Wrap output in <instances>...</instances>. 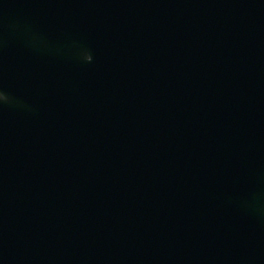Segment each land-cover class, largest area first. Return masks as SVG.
I'll list each match as a JSON object with an SVG mask.
<instances>
[{"label":"water","instance_id":"95a60500","mask_svg":"<svg viewBox=\"0 0 264 264\" xmlns=\"http://www.w3.org/2000/svg\"><path fill=\"white\" fill-rule=\"evenodd\" d=\"M0 264H264V0H0Z\"/></svg>","mask_w":264,"mask_h":264},{"label":"bare ground","instance_id":"6f19581e","mask_svg":"<svg viewBox=\"0 0 264 264\" xmlns=\"http://www.w3.org/2000/svg\"><path fill=\"white\" fill-rule=\"evenodd\" d=\"M40 32H41V34H39L38 31L36 32V34H38V35H40V36H45L44 31H40ZM45 38H46V37H45ZM206 203H208V201H206Z\"/></svg>","mask_w":264,"mask_h":264}]
</instances>
